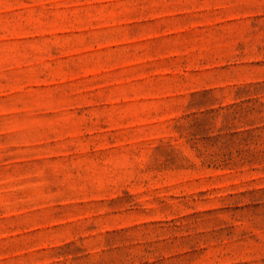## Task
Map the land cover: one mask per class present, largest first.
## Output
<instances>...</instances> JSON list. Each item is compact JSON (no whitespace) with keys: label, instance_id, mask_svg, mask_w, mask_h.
<instances>
[{"label":"rangeland","instance_id":"obj_1","mask_svg":"<svg viewBox=\"0 0 264 264\" xmlns=\"http://www.w3.org/2000/svg\"><path fill=\"white\" fill-rule=\"evenodd\" d=\"M0 264H264V0H0Z\"/></svg>","mask_w":264,"mask_h":264}]
</instances>
